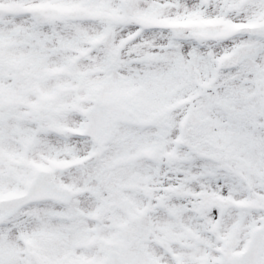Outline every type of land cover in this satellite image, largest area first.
Returning <instances> with one entry per match:
<instances>
[{"label":"snow or ice","instance_id":"obj_1","mask_svg":"<svg viewBox=\"0 0 264 264\" xmlns=\"http://www.w3.org/2000/svg\"><path fill=\"white\" fill-rule=\"evenodd\" d=\"M0 264H264V0H0Z\"/></svg>","mask_w":264,"mask_h":264}]
</instances>
